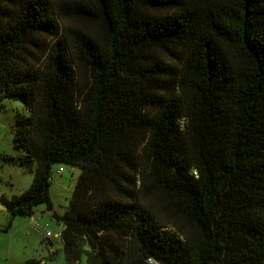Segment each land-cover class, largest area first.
Returning <instances> with one entry per match:
<instances>
[{
    "label": "trees",
    "instance_id": "1",
    "mask_svg": "<svg viewBox=\"0 0 264 264\" xmlns=\"http://www.w3.org/2000/svg\"><path fill=\"white\" fill-rule=\"evenodd\" d=\"M4 98L66 264H264V0H0Z\"/></svg>",
    "mask_w": 264,
    "mask_h": 264
},
{
    "label": "rangeland",
    "instance_id": "2",
    "mask_svg": "<svg viewBox=\"0 0 264 264\" xmlns=\"http://www.w3.org/2000/svg\"><path fill=\"white\" fill-rule=\"evenodd\" d=\"M17 115H26L20 102L6 98L0 100V191L8 197L25 191L33 177V173L2 158L5 154L15 156L22 150L14 142ZM80 171L79 166L61 162L53 164L50 185L52 209L49 211L44 203L36 205L32 214L36 217L34 221L31 216L11 218L8 211L0 212V264H24L27 259L40 256L46 259L47 264H66L60 236H51L55 253L50 255L46 248V234H61L62 225L52 212L62 214L67 209ZM9 222L11 225L7 227ZM77 264H86L85 257L82 256Z\"/></svg>",
    "mask_w": 264,
    "mask_h": 264
},
{
    "label": "crops",
    "instance_id": "3",
    "mask_svg": "<svg viewBox=\"0 0 264 264\" xmlns=\"http://www.w3.org/2000/svg\"><path fill=\"white\" fill-rule=\"evenodd\" d=\"M14 195H16V194H14ZM1 196H7L5 193H3V191H0V197ZM8 197V196H7ZM9 198V197H8ZM5 211H7L6 210V208L4 207V205L1 203V201H0V212H5ZM50 211V210H49ZM36 219V217L34 216V215H31V220L32 221H34ZM11 225V223L9 222L8 224H7V227H9ZM1 226H3V225H1ZM1 228V227H0ZM46 237V236H45ZM46 241H47V246H46V248H47V250H48V252L50 253V255L52 254H54L55 253V250H54V246H53V241L51 240V237H46ZM61 243V242H60ZM61 247H62V244H61ZM33 258H35V259H41V261H42V263L43 264H47V261H46V259L43 257V256H40V257H33Z\"/></svg>",
    "mask_w": 264,
    "mask_h": 264
},
{
    "label": "built area",
    "instance_id": "4",
    "mask_svg": "<svg viewBox=\"0 0 264 264\" xmlns=\"http://www.w3.org/2000/svg\"><path fill=\"white\" fill-rule=\"evenodd\" d=\"M46 235H47L48 237H51V236L59 237V236H60V233H50V232H48Z\"/></svg>",
    "mask_w": 264,
    "mask_h": 264
}]
</instances>
